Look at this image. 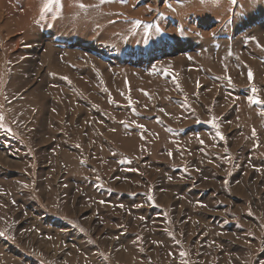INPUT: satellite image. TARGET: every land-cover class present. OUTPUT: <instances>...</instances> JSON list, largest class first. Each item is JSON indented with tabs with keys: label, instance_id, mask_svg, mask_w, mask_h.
I'll list each match as a JSON object with an SVG mask.
<instances>
[{
	"label": "rangeland",
	"instance_id": "rangeland-1",
	"mask_svg": "<svg viewBox=\"0 0 264 264\" xmlns=\"http://www.w3.org/2000/svg\"><path fill=\"white\" fill-rule=\"evenodd\" d=\"M0 264H264V0H0Z\"/></svg>",
	"mask_w": 264,
	"mask_h": 264
},
{
	"label": "snow or ice",
	"instance_id": "snow-or-ice-1",
	"mask_svg": "<svg viewBox=\"0 0 264 264\" xmlns=\"http://www.w3.org/2000/svg\"><path fill=\"white\" fill-rule=\"evenodd\" d=\"M122 2H124V0H122ZM235 2H236V0H233V3H235ZM46 7H47V5H46ZM81 7H83V5H81ZM137 23H139V22H137ZM248 79H249V82H252V80H253V73L251 71H249V73H248ZM251 92L253 94H255L257 92V89L255 87H253L251 89ZM248 99L251 103H254V104L255 103H262V101H260L258 98H254V95L249 96ZM210 123H211V121H210ZM253 134L255 135V133H253ZM181 255H183V253H181Z\"/></svg>",
	"mask_w": 264,
	"mask_h": 264
}]
</instances>
